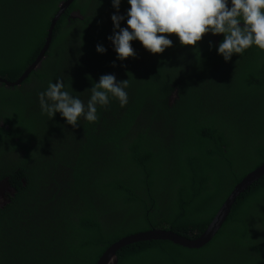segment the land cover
<instances>
[{
    "label": "trees",
    "instance_id": "trees-1",
    "mask_svg": "<svg viewBox=\"0 0 264 264\" xmlns=\"http://www.w3.org/2000/svg\"><path fill=\"white\" fill-rule=\"evenodd\" d=\"M64 1L0 0L1 79L15 82L36 60ZM129 8L121 0V28ZM115 12L111 0H74L40 69L19 87L0 86V183L14 191L0 208V264H96L115 242L151 230L194 239L235 186L264 165V52L252 46L225 61L217 51L223 34L208 33L195 47L171 34L173 46L162 54L135 40V57L121 61L108 40ZM106 74L129 79L125 107L110 98L107 108L97 106L98 122L81 118L76 128L60 113L41 114L38 93L49 82L62 79L86 105L87 89ZM117 258L264 264V176L202 248L140 242Z\"/></svg>",
    "mask_w": 264,
    "mask_h": 264
},
{
    "label": "clouds",
    "instance_id": "clouds-1",
    "mask_svg": "<svg viewBox=\"0 0 264 264\" xmlns=\"http://www.w3.org/2000/svg\"><path fill=\"white\" fill-rule=\"evenodd\" d=\"M111 2L116 12L111 16L114 28L108 40L121 61L135 57L130 43L135 40L151 54H162L173 46L168 38L171 34L178 37L181 46L193 47L208 33L223 34L217 51L225 61L233 54L242 56L252 46L264 52V0H231L230 8L229 0H128L125 28L120 26L125 19L119 14L121 0ZM96 51L103 54L106 49L98 44ZM129 86V79L117 83L115 75H102L98 83L93 82L87 89L90 98L85 105L79 97L64 90V81L58 79L38 93L39 107L49 119L60 113L68 125L76 128L81 118L89 123L98 122L97 106L107 108L110 98L125 107L128 103L125 89Z\"/></svg>",
    "mask_w": 264,
    "mask_h": 264
},
{
    "label": "water",
    "instance_id": "water-1",
    "mask_svg": "<svg viewBox=\"0 0 264 264\" xmlns=\"http://www.w3.org/2000/svg\"><path fill=\"white\" fill-rule=\"evenodd\" d=\"M74 0H65L58 6V10L55 13L53 19L50 22L48 28V33L46 37L45 44L37 56L36 60L25 70V72L18 78L15 82H9L5 79L0 78V86L3 85L8 89L19 87L27 77L34 71H37L41 67V63L44 59V55L50 45L52 33L54 27L59 20L60 16L65 12L69 5ZM74 17H78L74 15ZM243 26V24H241ZM264 176V165L256 169L255 171L249 173L238 185L235 186L231 194L224 201L222 206L219 208L218 212L214 216L212 222L209 224L207 229L199 236L194 239H186L181 237L171 231L163 230H151L144 233H139L131 235L120 239L119 241L112 244L97 260L96 264H118L117 253L124 247L133 245L140 242H151V241H163L170 242L173 245L185 248V249H200L209 243L218 231L222 228L224 222L226 221L232 206L234 205L240 194L244 193L249 187L254 183L258 182ZM0 192H7L11 196L14 191L9 187L8 182L4 181L0 183Z\"/></svg>",
    "mask_w": 264,
    "mask_h": 264
},
{
    "label": "flooded vegetation",
    "instance_id": "flooded-vegetation-1",
    "mask_svg": "<svg viewBox=\"0 0 264 264\" xmlns=\"http://www.w3.org/2000/svg\"><path fill=\"white\" fill-rule=\"evenodd\" d=\"M74 15H77L78 17H74ZM53 17H51L49 23L51 22V20L53 19ZM69 17H70V19L72 18V20H77V21L79 20V22H83V20H84V18L81 17L78 12H72L69 15ZM0 128H3V123H0ZM5 129H7V128H5ZM0 193H1V197H0L1 198V200H0V208H3L7 203H9L7 196H11V195L9 193H7V192H0Z\"/></svg>",
    "mask_w": 264,
    "mask_h": 264
},
{
    "label": "rangeland",
    "instance_id": "rangeland-1",
    "mask_svg": "<svg viewBox=\"0 0 264 264\" xmlns=\"http://www.w3.org/2000/svg\"><path fill=\"white\" fill-rule=\"evenodd\" d=\"M0 197H1V194H0ZM0 200H1V198H0Z\"/></svg>",
    "mask_w": 264,
    "mask_h": 264
}]
</instances>
